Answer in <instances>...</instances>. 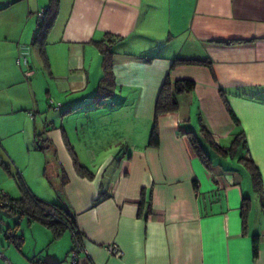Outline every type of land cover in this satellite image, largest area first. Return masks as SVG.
I'll use <instances>...</instances> for the list:
<instances>
[{"label": "crops", "instance_id": "obj_1", "mask_svg": "<svg viewBox=\"0 0 264 264\" xmlns=\"http://www.w3.org/2000/svg\"><path fill=\"white\" fill-rule=\"evenodd\" d=\"M52 3L0 0V188L74 214L79 264H264V0H59L40 20ZM167 77L196 88L157 118L154 147ZM73 242L0 207V264H69Z\"/></svg>", "mask_w": 264, "mask_h": 264}, {"label": "trees", "instance_id": "obj_2", "mask_svg": "<svg viewBox=\"0 0 264 264\" xmlns=\"http://www.w3.org/2000/svg\"><path fill=\"white\" fill-rule=\"evenodd\" d=\"M52 1V5L47 10H44V17H46V14L48 13H51L53 18L57 15L59 11V0ZM101 52L104 56L105 61L107 62L112 55L109 46L106 47L105 44L102 43ZM147 61L150 62L151 58H148ZM180 65L207 66L212 70V63L207 60L176 59L173 61L172 69ZM195 88L196 82L192 80H179L175 83H172L169 77L165 79L156 103L155 124L149 140L150 146L157 147L160 143V137L156 126L157 118L163 114L176 112L178 110L176 95L191 93L195 90ZM228 110L234 121L238 122L233 111L229 108ZM202 132L210 146L214 147L222 155H231L234 147L226 150L214 142L212 136L206 130V128L202 127ZM187 135L189 136L192 147L194 148V151L196 152L198 157L201 159L204 165L210 167L209 156L204 151L203 147L200 145L196 137L190 132ZM248 165L249 170L251 171L255 189L262 197L263 188L261 174L258 168L253 164V162L249 161ZM78 170L80 172H83V174L89 173L84 168H79ZM89 175L91 176L90 173ZM20 187L23 193L21 199H13L7 195L8 200L14 203L11 205V207H9L10 211H12L14 214L25 215L33 220L41 222L42 224L50 228L54 232L56 237H59L61 234L68 230L71 231L74 236L81 235L80 231L76 227L75 215L72 214L66 207L58 204H48L39 200L25 187L23 183L20 184ZM249 205L250 199L244 198L242 205V217L244 219V223L249 214Z\"/></svg>", "mask_w": 264, "mask_h": 264}, {"label": "built area", "instance_id": "obj_3", "mask_svg": "<svg viewBox=\"0 0 264 264\" xmlns=\"http://www.w3.org/2000/svg\"><path fill=\"white\" fill-rule=\"evenodd\" d=\"M45 16L44 11H42L40 14H38V18L41 20ZM24 64L28 65V61L25 58ZM14 204L10 200H8L7 194L3 191H0V207L7 208L11 207V205ZM106 251L109 255L115 257V258H121L123 253L121 249L116 245H110L106 248ZM85 255V257L90 258L89 251L85 248L83 243V237L82 235H76L74 236V242L72 249L68 255V261L69 264H79L81 255ZM0 257L4 258V254L0 252Z\"/></svg>", "mask_w": 264, "mask_h": 264}, {"label": "rangeland", "instance_id": "obj_4", "mask_svg": "<svg viewBox=\"0 0 264 264\" xmlns=\"http://www.w3.org/2000/svg\"><path fill=\"white\" fill-rule=\"evenodd\" d=\"M196 136H197L196 139H198V141L201 143V141H200V137H199V133H198ZM202 143H203V141H202ZM204 145H205V143H204ZM205 148L208 149V146L206 145ZM231 161H233V160H231ZM0 191L5 192V191L2 190L1 188H0ZM5 193H6V192H5ZM6 194H7V193H6ZM5 209H7V208H5Z\"/></svg>", "mask_w": 264, "mask_h": 264}]
</instances>
